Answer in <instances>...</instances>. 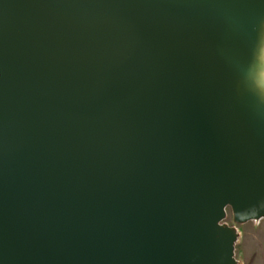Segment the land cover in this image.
I'll use <instances>...</instances> for the list:
<instances>
[{
    "label": "water",
    "instance_id": "obj_1",
    "mask_svg": "<svg viewBox=\"0 0 264 264\" xmlns=\"http://www.w3.org/2000/svg\"><path fill=\"white\" fill-rule=\"evenodd\" d=\"M263 17L0 0V264H234L226 207L264 215Z\"/></svg>",
    "mask_w": 264,
    "mask_h": 264
},
{
    "label": "rangeland",
    "instance_id": "obj_2",
    "mask_svg": "<svg viewBox=\"0 0 264 264\" xmlns=\"http://www.w3.org/2000/svg\"><path fill=\"white\" fill-rule=\"evenodd\" d=\"M253 57L250 63L252 70L249 69L244 80L247 76L249 78L251 71L255 70L254 72L260 75L264 69V32L256 43ZM255 57L262 64L261 66L255 64L253 61ZM220 225L230 229L234 234V264H264V215L253 220L237 221L232 208L227 206L225 218Z\"/></svg>",
    "mask_w": 264,
    "mask_h": 264
},
{
    "label": "bare ground",
    "instance_id": "obj_3",
    "mask_svg": "<svg viewBox=\"0 0 264 264\" xmlns=\"http://www.w3.org/2000/svg\"><path fill=\"white\" fill-rule=\"evenodd\" d=\"M258 32H259V36H262V33L264 32V17L262 19L261 25L259 26ZM256 57H255V63L258 66V64L260 65L261 63L258 61ZM254 71L255 70H253V72L251 71L249 83L247 81L246 88L251 92L256 93V95L259 96L260 102L264 104V69L260 75Z\"/></svg>",
    "mask_w": 264,
    "mask_h": 264
}]
</instances>
